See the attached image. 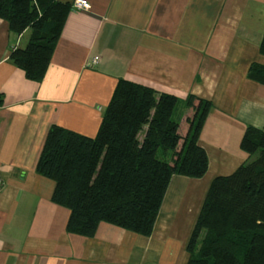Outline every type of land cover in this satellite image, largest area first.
Returning a JSON list of instances; mask_svg holds the SVG:
<instances>
[{"label": "crops", "instance_id": "1", "mask_svg": "<svg viewBox=\"0 0 264 264\" xmlns=\"http://www.w3.org/2000/svg\"><path fill=\"white\" fill-rule=\"evenodd\" d=\"M87 2L68 12L39 81L9 58L27 30L0 18V264H187L211 180L255 156L239 145L247 126L264 130V83L248 77L252 63L264 65V0ZM119 78L175 95L179 127L188 95L211 103L197 139L207 170L171 176L149 235L105 222L92 236L69 233V211L36 162L52 125L96 133Z\"/></svg>", "mask_w": 264, "mask_h": 264}, {"label": "trees", "instance_id": "2", "mask_svg": "<svg viewBox=\"0 0 264 264\" xmlns=\"http://www.w3.org/2000/svg\"><path fill=\"white\" fill-rule=\"evenodd\" d=\"M71 9L69 0H0L10 31L28 32L9 53L28 79L42 78ZM248 77L264 83V65L252 63ZM177 101L119 78L93 136L48 129L36 172L53 180L52 201L68 209L67 232L92 236L105 222L149 235L171 176L204 175L208 160L197 139L211 103L188 95L179 127ZM239 145L255 156L211 180L187 242V264H264V130L247 126Z\"/></svg>", "mask_w": 264, "mask_h": 264}, {"label": "built area", "instance_id": "3", "mask_svg": "<svg viewBox=\"0 0 264 264\" xmlns=\"http://www.w3.org/2000/svg\"><path fill=\"white\" fill-rule=\"evenodd\" d=\"M89 7V4L87 0H73L72 2V9L74 10H80V9H87ZM98 62V57H93L90 60V65H95ZM4 182L2 178L0 177V189L3 187Z\"/></svg>", "mask_w": 264, "mask_h": 264}, {"label": "rangeland", "instance_id": "4", "mask_svg": "<svg viewBox=\"0 0 264 264\" xmlns=\"http://www.w3.org/2000/svg\"><path fill=\"white\" fill-rule=\"evenodd\" d=\"M157 156H158V158H162L163 157V151L161 149L158 150Z\"/></svg>", "mask_w": 264, "mask_h": 264}]
</instances>
